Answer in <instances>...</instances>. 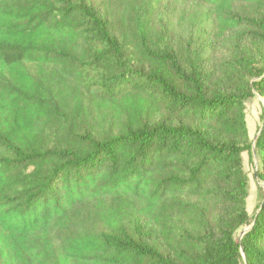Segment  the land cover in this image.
I'll use <instances>...</instances> for the list:
<instances>
[{"label":"trees","instance_id":"1","mask_svg":"<svg viewBox=\"0 0 264 264\" xmlns=\"http://www.w3.org/2000/svg\"><path fill=\"white\" fill-rule=\"evenodd\" d=\"M184 1L0 0V264H264V0Z\"/></svg>","mask_w":264,"mask_h":264},{"label":"rangeland","instance_id":"2","mask_svg":"<svg viewBox=\"0 0 264 264\" xmlns=\"http://www.w3.org/2000/svg\"><path fill=\"white\" fill-rule=\"evenodd\" d=\"M100 3L102 0H92ZM160 15L165 20L172 21L175 32L179 35L182 43L194 42L199 38L202 8L185 2L184 0H150ZM156 9V10H157ZM264 109V99L256 96L250 99L246 104V119L250 138L255 141L256 136L262 125V113ZM244 167L249 177V198L247 200V209L250 215L256 212L257 206L262 197V183L256 177L259 167V161L254 155L250 158L247 153L243 155Z\"/></svg>","mask_w":264,"mask_h":264},{"label":"water","instance_id":"3","mask_svg":"<svg viewBox=\"0 0 264 264\" xmlns=\"http://www.w3.org/2000/svg\"><path fill=\"white\" fill-rule=\"evenodd\" d=\"M249 230V228L248 229H246L243 233H242V235H244V233L246 232V231H248Z\"/></svg>","mask_w":264,"mask_h":264}]
</instances>
